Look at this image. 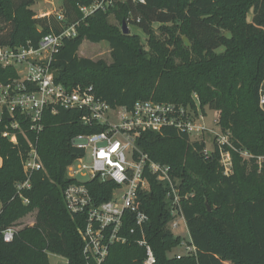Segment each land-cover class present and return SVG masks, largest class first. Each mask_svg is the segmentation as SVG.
<instances>
[{
  "label": "trees",
  "instance_id": "16d2710c",
  "mask_svg": "<svg viewBox=\"0 0 264 264\" xmlns=\"http://www.w3.org/2000/svg\"><path fill=\"white\" fill-rule=\"evenodd\" d=\"M96 1L62 0V24L56 15L36 19V0H0V46L37 47L44 36L80 22L76 37L66 39L53 56L57 84L68 90L93 87L96 97L112 108L154 101L196 109L197 95L205 115L208 108L217 111L219 128L230 144L223 147L232 156L228 175L218 145L206 157L204 142L190 143L187 134L175 129L145 132L138 139L137 146L152 161L172 168L191 238L188 245L195 254L169 257L183 239L169 228L168 189L154 176H148L150 191L140 200L149 217L145 237L156 264H264V0H115L107 12L83 20L79 8ZM110 15L120 26H136L147 44L138 34L124 35L110 25ZM85 41L108 43L112 63L81 58ZM17 78L16 69L0 66V83ZM87 114L48 108L43 131L35 134L23 125L26 136L18 133V146L3 137L10 118L0 124V264H50L49 253L68 264H86L79 230L87 220L70 214L64 192L72 183L67 168L83 154L72 139L107 128L84 125ZM27 139L37 146L45 170L31 176L29 189L19 191L27 179L22 163ZM87 187L98 204L109 201L117 188L97 179ZM31 213H36L34 224L18 230L20 220ZM128 216L123 230L129 241L111 246L104 264H144L147 252L137 243L141 236L130 234L137 226ZM11 227L14 239L7 243L4 232Z\"/></svg>",
  "mask_w": 264,
  "mask_h": 264
},
{
  "label": "built area",
  "instance_id": "2783aa9c",
  "mask_svg": "<svg viewBox=\"0 0 264 264\" xmlns=\"http://www.w3.org/2000/svg\"><path fill=\"white\" fill-rule=\"evenodd\" d=\"M132 1L141 4L146 2ZM115 3V0H97L91 6H83L79 10L85 20L96 12H107ZM56 17L60 23L65 24L64 15L58 13ZM79 25L80 22L65 27L61 34L44 36L37 47L0 46V66L14 68L18 74L17 79L7 84L0 83V124L6 117L10 118L3 137L18 146V133L25 135L22 130L25 124L30 132L39 134L44 129L42 122L48 108L55 113L59 109L87 110L88 114L82 118L84 125H101L107 128L101 133L82 134L72 139V146L83 154L67 168V177L72 183L64 192L70 214L74 217L84 215L87 220L85 227L79 230L84 244L83 256L86 264H104L111 246L128 243L129 237L123 230L125 215H129V220L136 223L137 227L132 229L130 234L138 233L141 236L137 243L146 249L144 264H156V257L144 232L149 217L140 208L141 194L150 191L148 176H154L168 189L172 215L169 228L172 233L175 234L180 228L181 221L187 223L182 212L179 183L173 176L172 168L152 161L149 155L137 146L138 139L145 132L160 134L167 129H175L189 137L209 131L218 138L213 144L220 147L221 163L227 175L232 171L231 160L228 154L224 153L223 147L230 146L229 139L228 136H219L216 131L201 125L206 115L199 107L197 95L194 96L196 109L154 101H138L132 109L112 108L96 97L93 87L77 86L68 90L57 84L51 69L53 56L59 52L66 39L76 37ZM261 105H264V97L261 99ZM28 143L27 152L22 154L27 179L18 185L19 191L29 189L31 176L45 170L37 146L30 140ZM213 149L206 147L203 154L209 157ZM96 179L102 183L112 182L116 185L117 188L109 201L98 204L92 197L87 183ZM24 202L28 203L26 200ZM14 234V228L6 230L5 242H12ZM186 246V254L177 255V259L195 254L193 246L187 243Z\"/></svg>",
  "mask_w": 264,
  "mask_h": 264
},
{
  "label": "rangeland",
  "instance_id": "374dc122",
  "mask_svg": "<svg viewBox=\"0 0 264 264\" xmlns=\"http://www.w3.org/2000/svg\"><path fill=\"white\" fill-rule=\"evenodd\" d=\"M62 7H63L62 0H36L32 8L36 13V19L43 20L44 18L52 17L57 15L58 13H61ZM251 18L252 15L250 14L249 19L251 20ZM108 23L112 26H116L122 29V25L120 26L119 21L116 19L115 15L109 16ZM129 28H130V34H138L142 39V43L144 45L147 44V38L145 37V35L142 34V32L136 26L130 25ZM38 30L40 32L43 31L41 25L38 26ZM219 51H223V49H220ZM79 56L81 58H88L93 61L103 60L108 64L112 63L111 48L109 44L106 42L100 44H93L89 41H85L80 48ZM216 121L219 122V113L217 111H213L208 108L206 110V117L203 121L204 124L201 121V125H203V127H206L208 130L216 131L218 135L221 136L223 134ZM215 139H218L216 135L211 134L209 131H206L201 135H196V134L192 135L190 137V143L204 142L206 144V147L212 150L214 147L213 142L215 141ZM224 153L228 154V156L230 157L231 168H232L233 163H232L231 153L229 151H224ZM244 157L248 158L249 155L244 153ZM228 168H230V165H228ZM35 219H36V213H31L24 219L20 220V222L18 223L19 225H17L16 228L19 230L20 228H24L26 226H32L35 222ZM174 233L175 236H179L183 239V243L181 247L176 248L170 253L169 257L171 258L177 255L186 254L187 251L186 243L188 244L191 241L187 224H185L182 221L180 222V228L176 230ZM49 261L50 264H68L65 258L52 253H49Z\"/></svg>",
  "mask_w": 264,
  "mask_h": 264
},
{
  "label": "water",
  "instance_id": "95a60500",
  "mask_svg": "<svg viewBox=\"0 0 264 264\" xmlns=\"http://www.w3.org/2000/svg\"><path fill=\"white\" fill-rule=\"evenodd\" d=\"M122 33L124 35H130V28H129V26L125 22L123 23V26H122ZM207 206H208V210L210 211L208 202H207Z\"/></svg>",
  "mask_w": 264,
  "mask_h": 264
}]
</instances>
